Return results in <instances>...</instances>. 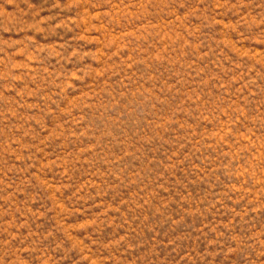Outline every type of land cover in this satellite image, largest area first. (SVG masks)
<instances>
[{
    "label": "rangeland",
    "instance_id": "obj_1",
    "mask_svg": "<svg viewBox=\"0 0 264 264\" xmlns=\"http://www.w3.org/2000/svg\"><path fill=\"white\" fill-rule=\"evenodd\" d=\"M0 264H264V0H0Z\"/></svg>",
    "mask_w": 264,
    "mask_h": 264
}]
</instances>
